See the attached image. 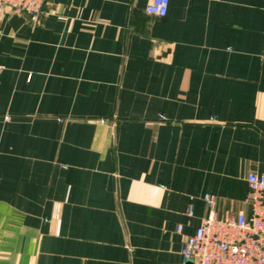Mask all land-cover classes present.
Returning a JSON list of instances; mask_svg holds the SVG:
<instances>
[{
	"label": "crops",
	"instance_id": "obj_1",
	"mask_svg": "<svg viewBox=\"0 0 264 264\" xmlns=\"http://www.w3.org/2000/svg\"><path fill=\"white\" fill-rule=\"evenodd\" d=\"M149 1L0 17V264H191L205 193L249 215L264 0Z\"/></svg>",
	"mask_w": 264,
	"mask_h": 264
},
{
	"label": "built area",
	"instance_id": "obj_2",
	"mask_svg": "<svg viewBox=\"0 0 264 264\" xmlns=\"http://www.w3.org/2000/svg\"><path fill=\"white\" fill-rule=\"evenodd\" d=\"M47 0H0V17L6 12L24 14L32 26L39 24ZM169 0H150L148 13L163 16ZM248 194L245 202L249 215L243 211L219 217L214 195L205 193L206 215L192 234L186 235L180 249L183 262L191 264H264V175L254 171L246 175ZM188 205L186 215L192 216ZM177 231L182 230L178 224Z\"/></svg>",
	"mask_w": 264,
	"mask_h": 264
}]
</instances>
